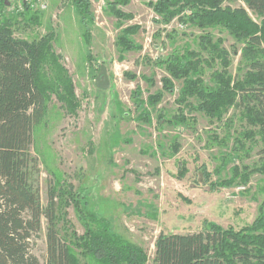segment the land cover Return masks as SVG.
<instances>
[{"label": "rangeland", "instance_id": "obj_1", "mask_svg": "<svg viewBox=\"0 0 264 264\" xmlns=\"http://www.w3.org/2000/svg\"><path fill=\"white\" fill-rule=\"evenodd\" d=\"M111 1L89 0L85 21L71 0H42L44 9L6 2L13 36L34 44L48 39L55 64L66 71L61 75L49 55L39 67L46 108L32 130L37 169L30 183L43 207L49 190L59 191L56 228L67 243L84 234L90 223L82 216L93 213L113 234L141 247L145 264H154L160 234L198 232L206 223L239 231L264 212V139L259 124L248 119L253 100L237 97L220 116H209L197 109L195 95L182 93L186 79L166 70L177 56L192 62L188 77L199 90L217 88L218 75L231 86L243 82L251 71L244 41L220 26L178 17L164 23L148 5L156 0H129L117 6L120 17L108 7ZM222 6L245 8L242 0H223ZM129 27H136L127 36L133 50L120 43ZM101 65L109 79L105 90L94 85ZM45 231L41 219L29 243L39 264L46 262ZM74 250L78 264H98Z\"/></svg>", "mask_w": 264, "mask_h": 264}, {"label": "trees", "instance_id": "obj_2", "mask_svg": "<svg viewBox=\"0 0 264 264\" xmlns=\"http://www.w3.org/2000/svg\"><path fill=\"white\" fill-rule=\"evenodd\" d=\"M71 2L83 21L90 18L89 0ZM222 2L156 0L148 5L164 23L178 17L182 23L199 27L220 26L238 41H244L243 56L251 71L243 82L231 86L230 79L218 75L217 88L199 90L198 81L188 77L192 62H182L177 56L167 60L166 70L174 78L186 79L182 93L195 95L200 101L197 109L209 116H220L237 97L253 100L255 104L247 106L248 119L252 125L259 124L264 139V0H242L245 8L223 7ZM128 3L129 0H112L107 4L120 17L117 6ZM5 8L6 1L0 0V264H39L30 254L29 243L40 230L41 219L46 223L45 264H78L74 247L98 264H145L147 255L141 247L113 234L109 222L93 213L82 216L90 224L76 242L61 239L56 228L55 200L59 191L55 187L49 190L47 205L40 204L38 192L30 183L31 174L37 169V160L30 150L32 130L42 121L46 108L39 67L48 55L54 64L56 61L48 39L34 44L13 36ZM183 12L186 13L180 16ZM248 12L261 17V21L256 23ZM135 30L136 27H129L123 31V49L135 48L127 40ZM56 67L61 75L66 73ZM63 78H59L60 83L67 98H72L71 85ZM163 82V87L171 90L169 81ZM66 96L62 98L66 100ZM154 248V264H264V212L239 231L206 223L198 232L160 234Z\"/></svg>", "mask_w": 264, "mask_h": 264}, {"label": "water", "instance_id": "obj_3", "mask_svg": "<svg viewBox=\"0 0 264 264\" xmlns=\"http://www.w3.org/2000/svg\"><path fill=\"white\" fill-rule=\"evenodd\" d=\"M94 85H95V87H97L98 89H101V90L107 89V87L109 85V79H108V76L106 73V68L104 65H101L99 67L98 74L96 75V77L94 79Z\"/></svg>", "mask_w": 264, "mask_h": 264}, {"label": "built area", "instance_id": "obj_4", "mask_svg": "<svg viewBox=\"0 0 264 264\" xmlns=\"http://www.w3.org/2000/svg\"><path fill=\"white\" fill-rule=\"evenodd\" d=\"M6 2L10 0H5ZM28 2L29 4H35L36 6L40 7L41 9H44L45 7L43 6L42 0H22V3ZM32 6V5H31Z\"/></svg>", "mask_w": 264, "mask_h": 264}]
</instances>
